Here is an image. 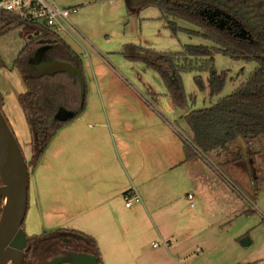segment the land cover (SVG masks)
<instances>
[{
  "label": "crops",
  "instance_id": "1",
  "mask_svg": "<svg viewBox=\"0 0 264 264\" xmlns=\"http://www.w3.org/2000/svg\"><path fill=\"white\" fill-rule=\"evenodd\" d=\"M83 58L84 110L29 170L27 234L81 231L102 264H264V239L234 219L251 209L226 187L233 181L202 155L186 157L187 110L140 92L104 53L89 47ZM0 71L2 111L26 157L31 133L17 97L27 88L15 67ZM235 180L248 197L264 189L244 173ZM124 193L139 199L126 206ZM161 238L166 246L151 245Z\"/></svg>",
  "mask_w": 264,
  "mask_h": 264
},
{
  "label": "trees",
  "instance_id": "2",
  "mask_svg": "<svg viewBox=\"0 0 264 264\" xmlns=\"http://www.w3.org/2000/svg\"><path fill=\"white\" fill-rule=\"evenodd\" d=\"M129 2L126 0L127 4ZM143 5L157 7L160 18L171 30L178 28L177 19L183 20L197 28L185 29L189 34L212 42L211 46L186 44L183 51L176 54L158 52L132 43L123 45L121 54L124 58L140 60L159 73L176 107L185 109L188 101L182 87L181 73L212 71L214 53L257 62V67L246 81L230 94L210 107L187 110L182 116L181 126L187 140L184 145L186 157L200 154L233 182L238 174L244 173L252 189L258 188L259 184L253 183L264 184V0H147ZM12 25L38 32L37 37L25 44L12 65L27 88L17 99L31 133V156L26 161L29 172L36 167L56 132L84 110L88 85L80 56L58 34L0 10V34ZM42 43L51 44L52 57L70 63L73 70L30 72L27 59ZM3 67L5 65L0 61V68ZM211 86L214 90L216 85ZM2 105L3 97L0 94L1 110ZM59 109L70 111V116L56 118ZM251 167L254 174L249 169ZM1 204L0 197V212ZM69 253L91 254L102 264L95 239L71 228L27 235L21 264H45Z\"/></svg>",
  "mask_w": 264,
  "mask_h": 264
},
{
  "label": "rangeland",
  "instance_id": "3",
  "mask_svg": "<svg viewBox=\"0 0 264 264\" xmlns=\"http://www.w3.org/2000/svg\"><path fill=\"white\" fill-rule=\"evenodd\" d=\"M55 1L59 6L76 8L70 17L82 38L76 35L60 37L81 60L84 59L83 52L89 47L104 53L140 92L147 94H167L162 78L144 62L124 58L121 54L124 44L132 43L171 54L182 52L186 44L212 45V42L199 35L189 34L185 29L197 30L189 22L177 19L178 28L171 30L160 18L157 7L143 6L146 0H130L129 4L125 0ZM37 36V31L24 30L20 25H12L0 34V61L6 69H12L18 53ZM27 64L32 73L70 72L68 63L52 57V46L49 43L40 44L27 59ZM256 67L257 62L254 60L235 59L226 54L214 53L212 71L206 69L182 72V87L188 98L185 110L210 107L246 81ZM1 73L4 72L0 71ZM212 84L216 85L214 90ZM28 147L31 149V146ZM30 156L31 154L26 155V161ZM242 164L246 169L245 164ZM249 169L254 171L252 167ZM233 183L226 184V187L244 203L246 209H251L249 213H242L234 218L237 225L244 227L246 232H258V237L264 239V189L260 187L253 198L246 195L245 191L248 190L244 186L240 184L241 187H237ZM26 224L24 218L22 227L26 235L30 236L27 234ZM263 252L264 249L261 253Z\"/></svg>",
  "mask_w": 264,
  "mask_h": 264
},
{
  "label": "water",
  "instance_id": "4",
  "mask_svg": "<svg viewBox=\"0 0 264 264\" xmlns=\"http://www.w3.org/2000/svg\"><path fill=\"white\" fill-rule=\"evenodd\" d=\"M70 114L59 109L55 117L65 119ZM28 177L22 148L0 109V264H21L25 256L27 235L22 224L27 210ZM45 264L99 263L91 254L69 253Z\"/></svg>",
  "mask_w": 264,
  "mask_h": 264
},
{
  "label": "built area",
  "instance_id": "5",
  "mask_svg": "<svg viewBox=\"0 0 264 264\" xmlns=\"http://www.w3.org/2000/svg\"><path fill=\"white\" fill-rule=\"evenodd\" d=\"M0 10L6 11L19 16L22 20H27L32 23L44 26L52 32L61 35L72 37L76 35L82 38L79 30L71 20V14L76 8L61 7L55 0H0ZM87 56V51L83 52ZM125 205L130 206L133 199H139L136 193L131 196L124 193ZM186 198L190 200V205L193 206L194 195L187 193ZM153 247L159 245H167V241L162 238L151 243Z\"/></svg>",
  "mask_w": 264,
  "mask_h": 264
}]
</instances>
